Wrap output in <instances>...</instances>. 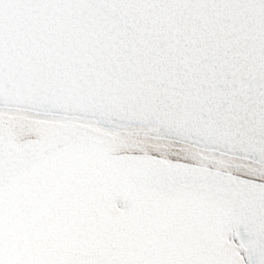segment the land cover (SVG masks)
I'll return each mask as SVG.
<instances>
[{
    "label": "snow or ice",
    "instance_id": "6c2138e0",
    "mask_svg": "<svg viewBox=\"0 0 264 264\" xmlns=\"http://www.w3.org/2000/svg\"><path fill=\"white\" fill-rule=\"evenodd\" d=\"M0 264H264V0H0Z\"/></svg>",
    "mask_w": 264,
    "mask_h": 264
}]
</instances>
